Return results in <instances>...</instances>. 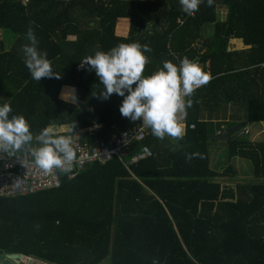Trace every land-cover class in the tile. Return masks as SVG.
Listing matches in <instances>:
<instances>
[{
    "label": "trees",
    "instance_id": "1",
    "mask_svg": "<svg viewBox=\"0 0 264 264\" xmlns=\"http://www.w3.org/2000/svg\"><path fill=\"white\" fill-rule=\"evenodd\" d=\"M29 26L60 79L31 78L21 51ZM0 30V104L23 115L34 138L72 124L93 145L142 124L121 116L122 97L93 96L103 85L80 60L96 50L147 44L143 75L185 57L211 75L192 94L182 138L158 139L146 126L128 152L63 173L59 187L0 196V255L47 264H264V139L241 132L264 121V0H202L193 15L179 0H0ZM231 39L246 48L230 50ZM67 86L77 104L60 98ZM223 130L229 164L217 170L211 142ZM144 146L151 154L132 163ZM236 160L251 165L247 183L237 182Z\"/></svg>",
    "mask_w": 264,
    "mask_h": 264
},
{
    "label": "clouds",
    "instance_id": "2",
    "mask_svg": "<svg viewBox=\"0 0 264 264\" xmlns=\"http://www.w3.org/2000/svg\"><path fill=\"white\" fill-rule=\"evenodd\" d=\"M201 2L179 0L182 11L187 15H193ZM207 2L211 4L212 0ZM25 39L27 43L21 46V51L23 63L31 78L35 81L53 77L60 79L61 73L54 71L47 54L39 50L31 26L27 28ZM150 51L147 44L120 43L108 51L96 50L94 54L80 60V66L86 65L94 71L103 85L102 92L93 96L106 100L116 94L123 98L119 106L121 116L130 121H140L158 139H164L165 136L182 138L184 129L177 114L191 107L192 94L208 82L209 76L195 61L186 57L181 58L178 64L165 60L156 71L143 75L148 62L145 53ZM60 98L66 103H78L76 90L71 86L61 91ZM11 111L8 103L0 104V150L5 152L18 150L34 139L25 117L10 116ZM35 141L38 146L31 149V155L36 166L44 171H70L75 156L70 137L55 135L51 128L44 127L35 136ZM152 264H158V261L154 258Z\"/></svg>",
    "mask_w": 264,
    "mask_h": 264
},
{
    "label": "built area",
    "instance_id": "3",
    "mask_svg": "<svg viewBox=\"0 0 264 264\" xmlns=\"http://www.w3.org/2000/svg\"><path fill=\"white\" fill-rule=\"evenodd\" d=\"M185 99L187 100V98ZM101 126V124H95L89 129L90 134H93L92 131L98 130ZM146 129V125L138 123L130 130L119 131L109 138L97 137L93 145L84 144L80 140L82 133L86 132L87 129L55 130L53 133L70 137L72 140L75 156L67 174L69 177H74L89 162L106 161L111 159L113 155L125 154L132 140H141L145 137ZM242 132L248 134L250 128L246 126ZM36 146L38 145L35 141L34 145L31 143L22 145L20 149L15 151L0 150V196L29 195L61 185L63 172L57 169L44 171L35 165L31 149ZM150 154L151 150L144 146L139 153L133 155L132 163Z\"/></svg>",
    "mask_w": 264,
    "mask_h": 264
},
{
    "label": "crops",
    "instance_id": "4",
    "mask_svg": "<svg viewBox=\"0 0 264 264\" xmlns=\"http://www.w3.org/2000/svg\"><path fill=\"white\" fill-rule=\"evenodd\" d=\"M246 47H245V45H244V43H243V41L242 40H240V39H231L230 40V45H229V49L230 50H244ZM211 79V75H209V80ZM76 90V89H75ZM181 115H182V119L181 120H179V122H180V124L182 125V127H183V129H184V127H185V121H184V112L183 113H178L177 114V116H179L180 118H181ZM264 122V121H263ZM262 122V123H263ZM262 123H259L256 127H259V128H261L262 126H263V124ZM61 127H63V131H66V130H71V129H73V128H75L72 124H68V125H63V126H61ZM61 127H59L58 129H60ZM226 125H223L222 126V128L223 129H226ZM241 127V125L240 124H238V125H236L235 127H233V131L234 130H236V129H238V128H240ZM249 128H250V130H252V131H254V129H256V127H254L253 125L252 126H248ZM55 128H57L56 126H54V129ZM62 129V128H61ZM60 129V130H61ZM228 132L226 131V130H223V132H221V137H222V139H219L218 138V140L219 141H217V140H212V142H211V149H210V152H211V166H213V165H216L217 164V166H219V164L220 163H224V162H226V158L224 157V153L223 154H221L220 153V151H224L225 150V147H226V137H224V136H222V135H226ZM258 137V133H257V136L256 137H254L253 139H258L257 138ZM174 140L176 139V138H173ZM260 139V138H259ZM217 152H219V155H221L222 157H224L225 159L224 160H222L220 157L221 156H219V158H218V160H214V162H213V154L214 153H217ZM237 161H239V160H236L235 162H237ZM240 163V162H239ZM227 164H229V163H226V167H227ZM235 165V164H234ZM19 196H21V195H19Z\"/></svg>",
    "mask_w": 264,
    "mask_h": 264
},
{
    "label": "rangeland",
    "instance_id": "5",
    "mask_svg": "<svg viewBox=\"0 0 264 264\" xmlns=\"http://www.w3.org/2000/svg\"><path fill=\"white\" fill-rule=\"evenodd\" d=\"M123 29L125 28V30H124V32L126 33L127 32V29H126V25L125 26H123V25H120ZM2 36H3V34H2V31L0 30V39L2 38ZM183 117H182V115H181V118L178 116V119L179 120H181ZM263 124V126L261 127V128H259V127H256L257 125L255 124V125H253L254 127H256V129H254V131H252L251 130V133H252V135H251V137L252 138H254V137H256L257 136V133H258V137L257 138H263L264 139V122L262 123ZM62 128V129H61ZM59 130L60 131H63V127H61ZM55 131V129L53 130V132ZM67 131V130H66ZM242 132V131H241ZM240 132V133H241ZM226 148V147H225ZM225 152H226V150H222V151H220V153L221 154H225ZM219 156H221V155H219V152H217V153H214L213 154V162H214V160L216 161V160H218V158H219ZM224 157H225V155H224ZM224 157H220L222 160H224L225 158ZM235 163V162H234ZM237 165H238V167H237ZM214 166V168H216L217 170H223V169H225L226 168V162H224V163H220L219 164V166H217V164L216 165H213ZM236 167H237V170H238V175H240V176H242V178L239 180V181H237V182H239V183H247L248 181L247 180H250V177L252 176V169H251V165H250V163L249 162H247L246 160L244 161V160H242L240 163L239 162H236ZM232 179H223V180H221L222 182H224V183H227V184H229V183H232L233 181H231ZM236 181V180H235ZM101 264H110V258H107L103 263H101Z\"/></svg>",
    "mask_w": 264,
    "mask_h": 264
},
{
    "label": "water",
    "instance_id": "6",
    "mask_svg": "<svg viewBox=\"0 0 264 264\" xmlns=\"http://www.w3.org/2000/svg\"><path fill=\"white\" fill-rule=\"evenodd\" d=\"M0 264H47L37 258L20 253L0 255Z\"/></svg>",
    "mask_w": 264,
    "mask_h": 264
}]
</instances>
